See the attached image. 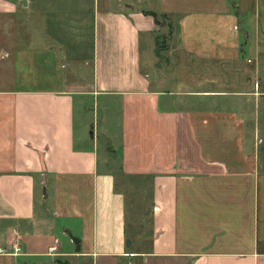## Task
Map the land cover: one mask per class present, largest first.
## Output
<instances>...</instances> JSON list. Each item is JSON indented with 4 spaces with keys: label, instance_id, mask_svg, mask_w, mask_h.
<instances>
[{
    "label": "crops",
    "instance_id": "obj_1",
    "mask_svg": "<svg viewBox=\"0 0 264 264\" xmlns=\"http://www.w3.org/2000/svg\"><path fill=\"white\" fill-rule=\"evenodd\" d=\"M52 1L0 0V243L22 247L0 264H264V0ZM146 12L177 21L165 50ZM87 98L106 102L92 139ZM128 178L151 192L149 245Z\"/></svg>",
    "mask_w": 264,
    "mask_h": 264
},
{
    "label": "rangeland",
    "instance_id": "obj_2",
    "mask_svg": "<svg viewBox=\"0 0 264 264\" xmlns=\"http://www.w3.org/2000/svg\"><path fill=\"white\" fill-rule=\"evenodd\" d=\"M127 1L134 3L136 6L138 5L142 7H147L154 11H158L162 7V3L158 0H124V2H127ZM50 3L52 5H49L47 9H71L69 6H59V4H57L58 2H54V0ZM157 16H158L157 18L158 25L160 26V32L157 33L156 38L159 39V42L161 43L160 48L162 50H165V47L168 44V42L166 40L165 41L164 40L160 41V40L162 39L163 34L164 36H168L171 31L173 32L176 31L177 21H175L174 19L170 20L163 14H157ZM36 39L43 40V38L38 37V36L36 37ZM149 41L150 40L147 37L142 38L143 59L146 61L148 60L155 61L156 63H154L153 66H151L152 68L151 70L152 72H157L160 69L159 65H161L160 63L161 59L158 58V53L156 54L155 49L151 47ZM155 41L156 40H154V42ZM85 68H84V71L87 72L88 68L87 69ZM70 69H71V66L69 65L68 61L67 63L65 62L62 63V65L61 64L55 65L53 63H49V65L46 67H39V66L26 67L25 72H20L21 77L19 80L21 83L27 82L28 80H31L33 76H36L37 78H39L41 74L44 76L46 75L48 77L50 76L51 78L60 77L63 74L66 75L67 73H70ZM27 74L28 76H26ZM54 79L56 78H53V80ZM22 89H27V88H22ZM86 103H87L86 106H88V109L84 108L83 101H82V104L78 103V106H77L76 135L78 137L83 135L85 138L92 139V137H94L92 136V134H95V131H97L98 127L99 129H101L102 123L104 122L103 119H104L105 112H104L103 107L106 104V102L102 98L101 99L87 98ZM112 115L116 117V122L109 123L108 128L111 132H112V128L115 129V132H116L115 134H117L115 140H118L119 137H118V129H117V126H118L117 118L119 116V113L118 111H116V112H113ZM95 135L97 136L98 134H95ZM99 138L101 139V143L108 146L107 140L103 136H100ZM100 149H101V144H100ZM105 156H106L105 153L101 150L100 151L101 161L105 158ZM114 156L115 154L112 155V158ZM112 158L110 156H107L108 160ZM115 163L117 164V162ZM132 178H128V180L125 179L120 182L121 187L126 192V195L128 196V199L131 203L130 212H131L134 224L133 226H131L132 223H129V229H132V227H134L136 230L135 233L139 230V233H141L142 235L137 236V239L146 235L147 236L146 239L148 240L147 243L149 245L150 244L149 242L151 239L150 231H149L150 226H148V224L146 223V220H148L146 219L147 217L143 219L141 216H142L143 209H145V204L148 205L150 201L151 192L146 182H143L140 178H137V179H132ZM47 201H48V204L51 205L52 199L50 198Z\"/></svg>",
    "mask_w": 264,
    "mask_h": 264
},
{
    "label": "built area",
    "instance_id": "obj_3",
    "mask_svg": "<svg viewBox=\"0 0 264 264\" xmlns=\"http://www.w3.org/2000/svg\"><path fill=\"white\" fill-rule=\"evenodd\" d=\"M57 247L54 246L52 248H50L49 253L50 254H56L57 252ZM22 251V247H21V243L19 241L13 242V244L11 245V248H7L5 245L0 243V255H19Z\"/></svg>",
    "mask_w": 264,
    "mask_h": 264
},
{
    "label": "water",
    "instance_id": "obj_4",
    "mask_svg": "<svg viewBox=\"0 0 264 264\" xmlns=\"http://www.w3.org/2000/svg\"><path fill=\"white\" fill-rule=\"evenodd\" d=\"M160 58H163V57L160 56ZM159 67H161V65H159ZM73 242H74V243L76 244V246H77V252H79L80 249H81V247H80V241H79L78 239H76V238H73ZM130 244H131V241L128 240V241H127V245L130 246Z\"/></svg>",
    "mask_w": 264,
    "mask_h": 264
},
{
    "label": "trees",
    "instance_id": "obj_5",
    "mask_svg": "<svg viewBox=\"0 0 264 264\" xmlns=\"http://www.w3.org/2000/svg\"><path fill=\"white\" fill-rule=\"evenodd\" d=\"M146 14L147 15H152L154 18H155V22L158 24V16H157V14H155V13H150V12H146ZM164 16H166V15H164ZM167 17V16H166Z\"/></svg>",
    "mask_w": 264,
    "mask_h": 264
}]
</instances>
